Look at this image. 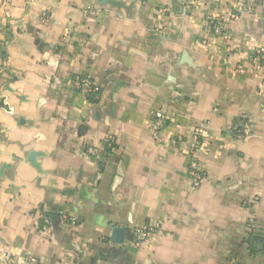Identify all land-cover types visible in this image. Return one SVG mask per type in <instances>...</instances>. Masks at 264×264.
I'll return each mask as SVG.
<instances>
[{
    "label": "crops",
    "instance_id": "1",
    "mask_svg": "<svg viewBox=\"0 0 264 264\" xmlns=\"http://www.w3.org/2000/svg\"><path fill=\"white\" fill-rule=\"evenodd\" d=\"M243 2L0 0V264H264V86L249 61L264 54V0L225 36L206 21ZM76 75L98 101L71 88ZM201 124L193 189L187 141L170 139ZM149 222L158 231L135 247Z\"/></svg>",
    "mask_w": 264,
    "mask_h": 264
},
{
    "label": "built area",
    "instance_id": "2",
    "mask_svg": "<svg viewBox=\"0 0 264 264\" xmlns=\"http://www.w3.org/2000/svg\"><path fill=\"white\" fill-rule=\"evenodd\" d=\"M185 2H191V4L195 6H201L207 0H183ZM255 4V0H244V2L237 6L231 15L227 19L222 18H212L207 17V25L209 32L215 37H222L227 35V29L229 26V22L239 18V16L245 12H247L253 5ZM161 14H163L164 10H159ZM249 61L252 65L261 72V83L264 86V54L260 48L254 50V53L249 57ZM71 88L82 94L87 100L91 102H96L101 97V88L93 81L90 77L86 75H76L71 77L70 80ZM204 125L201 124L197 129L193 132L186 134V136H173L170 139L171 144H177L181 142L183 139L187 141L186 154L188 157L187 171L188 176L190 178L191 187L193 189L199 188L205 181V175L200 168V164L198 162L197 155L201 148L204 145V140L207 137L204 131ZM165 129V117L164 113L161 109H157L153 112L151 120H150V137L153 142L157 144L164 143L162 133ZM248 133V128L245 127L237 131L234 129V135L237 139H244ZM108 147L112 145V139L109 138L107 142ZM90 154L93 153L92 149L87 150ZM257 203V198H253L244 202L245 206L249 209L253 207ZM39 224L38 230L42 232H46L49 226V219L47 215L39 211L38 212ZM63 218L70 224L75 225L76 221L72 218H68L67 216H63ZM247 227L249 229V233L255 231L254 219L252 216L248 218ZM159 229V223L149 222L140 227H137L133 230L132 234V243L135 247H140L145 242H147L150 237L157 232ZM0 260H4L6 262H10V257L5 253H0ZM27 264H38V261L33 257L27 258Z\"/></svg>",
    "mask_w": 264,
    "mask_h": 264
},
{
    "label": "water",
    "instance_id": "3",
    "mask_svg": "<svg viewBox=\"0 0 264 264\" xmlns=\"http://www.w3.org/2000/svg\"><path fill=\"white\" fill-rule=\"evenodd\" d=\"M122 234H123L122 229H115V231L113 232L112 238H111L112 242L114 243L121 242Z\"/></svg>",
    "mask_w": 264,
    "mask_h": 264
},
{
    "label": "rangeland",
    "instance_id": "4",
    "mask_svg": "<svg viewBox=\"0 0 264 264\" xmlns=\"http://www.w3.org/2000/svg\"><path fill=\"white\" fill-rule=\"evenodd\" d=\"M72 219V218H71ZM75 220V219H74Z\"/></svg>",
    "mask_w": 264,
    "mask_h": 264
}]
</instances>
